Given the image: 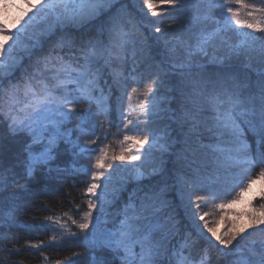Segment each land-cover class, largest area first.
Returning a JSON list of instances; mask_svg holds the SVG:
<instances>
[{
  "label": "snow or ice",
  "instance_id": "6c2138e0",
  "mask_svg": "<svg viewBox=\"0 0 264 264\" xmlns=\"http://www.w3.org/2000/svg\"><path fill=\"white\" fill-rule=\"evenodd\" d=\"M23 2L35 11L22 27L9 32L0 20V37L10 42L7 46L0 42V124L6 123L10 137L24 134L30 143L25 148L22 176L0 160V190L10 185L27 190L39 184L37 170L52 171L58 142L70 145L73 154H85L88 146L103 137L89 163V180L81 190L86 199L76 205L80 218L64 214L79 231H72L67 222L51 215L45 217L43 226L53 232L51 242L60 244L65 237L82 236L88 243L87 253L73 251L76 259L66 257L56 264H80L84 255L89 256L90 264H212L210 249L216 245L217 255L225 258L226 264H264V239H249L255 234L253 230L264 233V190L262 202L247 214L246 226L238 228L233 222L226 232L218 234L215 225L219 221L205 219L238 203L253 184L264 181V0L259 6L252 0H142V10L155 18L152 31L158 35L152 42L162 46L164 54L156 64L155 78L147 84L136 65L144 53L151 54L150 38L143 30L148 25L131 14L124 0H39V6L31 5L30 0ZM201 3L203 10L193 11L200 9ZM94 21L99 22L97 34L79 43L57 36L65 28ZM177 24L191 35L169 38ZM241 29L246 31H237ZM229 31H237L239 40L230 42L226 38ZM257 42L258 67L250 55L257 51ZM25 59L27 65L23 64ZM129 59L133 83L130 90L125 88L127 108L121 106V123L113 133L108 120L109 98L101 84L105 69H111L114 83L125 81L121 69ZM236 62L243 63L247 71L240 73ZM206 63L215 68L208 71ZM170 72L177 77L172 90L179 107L174 116L183 136L182 147L173 153L178 166L173 188L193 222L197 217L203 222L202 227H195L198 237L207 242L195 255L192 249L197 240L192 232L181 236L175 215L164 211L170 208L164 189L149 190L143 197L130 196L117 210L120 219L114 230L97 235V217L93 215L98 204L104 210L117 199L127 179L147 178L144 164L134 162L151 159L147 175L162 174L172 139L166 129L157 132L148 126L153 117L168 112V99L161 96V88L168 85ZM249 72L256 73L255 82ZM85 102L96 105L95 118L77 110ZM73 119L79 122L83 145L81 137L73 140L72 130L65 127ZM90 119L91 128L87 127ZM97 127L100 133L94 130ZM205 134L210 137L208 143L204 142ZM109 135L117 140L118 151L110 148ZM145 144L148 148L141 151ZM3 151L0 137V157ZM116 161L128 176L109 191L113 173L121 167H114ZM256 168L258 172L253 171ZM108 169L112 172L106 174ZM12 211L5 215L10 217ZM57 228L61 230L59 239ZM205 230L216 245L204 237ZM177 237V244L172 245ZM0 244L4 254L0 264H9L13 255L21 254L15 244L8 247L9 233L0 236ZM49 246L44 240L25 242V249L35 250L34 254L45 259ZM18 264H24L23 260Z\"/></svg>",
  "mask_w": 264,
  "mask_h": 264
},
{
  "label": "trees",
  "instance_id": "16d2710c",
  "mask_svg": "<svg viewBox=\"0 0 264 264\" xmlns=\"http://www.w3.org/2000/svg\"><path fill=\"white\" fill-rule=\"evenodd\" d=\"M139 1L141 0H124V3L128 7L131 14L138 20L142 21L144 24H147L148 27L144 28L145 35L149 36V44H151V54L147 52L141 57L139 63L136 67L139 73H142L143 83L147 84L151 78H155L156 74V64L164 59L162 46L157 45L152 42L153 31L152 24L146 18L145 14H141L138 11ZM252 2L257 3L259 6L260 0H252ZM146 13V12H145ZM170 23V21H165ZM99 22H93L87 30H71L66 29L65 31H58L57 36L65 35L71 40H75L77 43L88 39L91 36L97 34ZM173 36H190L186 29L181 28L178 24L173 25L170 30ZM171 34V33H170ZM56 37H53L55 39ZM48 44L45 45L47 49ZM258 51V50H257ZM255 52V57L257 56L259 61V53ZM253 62V61H252ZM241 63V62H238ZM258 63V62H257ZM28 64V63H27ZM205 67L208 71H212L215 68V65L205 64ZM133 63L129 59L122 66V71L124 72L127 79L122 81L121 84H116L113 82L111 77V69H105L103 81H107L105 84L102 81L101 86L104 88L105 94L108 96V105L111 111L108 114V120L111 121V131L115 132V126L121 123L120 118V108L121 106L127 108V97L123 95L125 88L130 90V87L133 83L131 75ZM242 66L236 64V69L239 72L242 71ZM253 73V72H252ZM251 73V74H252ZM175 72L169 73V83L166 87L161 88V93H165L168 99L167 107L170 105V111L173 114L176 112L179 107L177 101V94L172 90L173 85L176 82ZM78 111L81 113H86L90 117L95 118L96 115V105L89 103H81L78 106ZM161 114L155 116V120L148 127L155 129L156 126L161 122ZM102 118V117H101ZM167 121L168 117H165ZM92 120L88 121L87 127L91 128ZM78 121L73 119L71 122L65 125L67 129L72 130V138L75 140L77 137H81V145H83V137L80 132L77 130ZM168 123V122H166ZM180 127H175L173 131L172 140V149L173 151L168 156V161L165 163L164 171L162 174L150 179L143 181L140 197H143L145 192L149 190L159 191L163 186H166V196L167 199L176 205L175 214L177 220L180 221V224L185 226L186 215L183 210H181L178 204L181 203L179 196L173 188V185L176 182L177 168L176 157L173 154L175 151L179 150L182 147L183 136L178 132ZM97 133L101 132L99 127L94 129ZM178 135V136H177ZM206 135V134H205ZM0 137L3 139L4 151L0 160L4 163L5 166L12 165L18 176L23 175L24 171V160H25V148L28 143H30V138L27 135L21 134L17 137H10L7 132L6 123L0 124ZM103 137L101 136V140ZM101 140L97 141V144L90 145L89 152L85 154H73L72 148L70 145L65 144L63 141L58 142V145L55 149L56 159L52 165V171H49L45 168H40L37 170V177L40 179V183L36 184L29 189H22L19 185L9 186L7 189L0 190V236H3L6 233H9V240L11 244L8 245L10 248L12 244H15L18 248L21 249L20 255H13L9 261V264H18L20 260H23L24 264H56L57 260H64L66 257L76 259L72 257V252H81L87 253L88 243L83 240L82 236L78 238H68L65 237L60 244H55L51 242V235L53 232L44 227L46 223V216H53L54 218H64L68 220L64 215L68 213L75 219L80 218V214L76 209L77 204H81L82 200L86 198L83 197L81 190L85 187V184L89 180L88 168L89 163L94 154V150L97 149V146L101 143ZM249 141L253 144L255 148L254 138L249 134ZM206 143L209 142V139H205ZM108 143L111 149L117 151L118 142L114 136L109 135ZM79 150L77 149V152ZM118 163V162H116ZM116 164L114 163V166ZM111 170V169H110ZM258 172L259 168L253 170ZM123 199H126L124 196ZM99 206V204H98ZM86 209V204L82 205ZM10 209H14L11 212V216L8 217L5 214L9 212ZM93 215L97 217V235L105 230H114L118 225L120 217L115 213V208L107 207L104 210H98L93 212ZM163 217V214H162ZM70 221V220H69ZM71 222V221H70ZM21 225H28L31 227H23ZM188 225V224H187ZM73 226V225H71ZM71 228V227H70ZM75 229V226H73ZM71 228V230L73 231ZM77 232L79 231L76 228ZM186 232H192L193 238L197 240V243L194 245L192 252L197 254L202 247L206 246V241L196 236V233L193 231L192 226H185L181 231L180 235L183 236ZM58 235V234H57ZM60 235H58V239ZM179 237L172 240V245H176ZM37 240H44L50 243V246L45 250V256L41 257L38 253L34 254L35 250L25 249V242ZM212 245H216L211 242ZM0 247H3L0 244ZM211 248L210 252L212 255V264H226V259L219 257L217 255L216 249ZM109 259L112 258L111 253H103ZM99 255V253H97ZM4 259V254L0 253V260ZM80 264H90V258L88 255H84L79 258ZM116 264H119L117 261Z\"/></svg>",
  "mask_w": 264,
  "mask_h": 264
},
{
  "label": "rangeland",
  "instance_id": "374dc122",
  "mask_svg": "<svg viewBox=\"0 0 264 264\" xmlns=\"http://www.w3.org/2000/svg\"><path fill=\"white\" fill-rule=\"evenodd\" d=\"M30 3H31V5L39 6V0H30ZM138 3H139L138 11L141 14H145L146 10H142V0L139 1ZM203 7H204V5H203V3H201L200 9H195L194 8L193 11H202ZM34 11H35V8L30 10L29 4L28 3H24L23 0H0V20L3 21V23L6 25V28H7V30L9 32L16 31V30H18L19 27H22L23 24L28 20V17L31 16ZM26 13H27V15H25ZM147 17H148V20L150 22L155 19V18H152V17H149V16L146 15V18ZM94 22H96V21H94ZM92 23L85 24V25L79 26V27H68V28L63 29L62 31H65L66 29H71V30H77L78 29L79 31L87 30V28L90 27L92 25ZM42 26L43 25H40L38 27H42ZM62 31H60V32H62ZM193 31H195V29ZM237 31H246V30L241 29V30H237ZM237 31H229L227 33V37L226 38L230 42L238 41L239 40V36L237 34ZM170 33H169V36L174 35V34H172V32H170ZM153 35L155 36V35H158V34L153 33ZM255 35L260 36L261 34L260 33H255ZM51 39H53V37ZM0 42H5L3 37H0ZM8 43H10V42H5V46H7ZM47 44L48 43L45 42L44 47ZM259 48H260V43L257 42L256 49L259 50ZM255 52L256 51L252 52L250 55H251V59L253 61L252 62L253 65L258 67V63H257L258 62V59H257L258 57L257 56L255 57V54H253ZM257 52L259 53V51H257ZM242 60H243V58H242ZM27 63H29V61L27 59H25L23 61V64L27 65ZM236 64H239L240 66H242V68H241L242 71H247L244 68L243 63L236 62ZM210 65H212V64H210ZM19 71L20 70L18 69L17 73H16L17 76L19 75ZM240 73H242V72H240ZM251 73L252 72H249V76H250L251 80L253 82H255L256 73L255 72H253L252 74ZM161 96L162 97H166V94L165 93H161ZM133 103H135V101H133ZM167 109H168L167 114L161 113V116H160L161 122L158 124V126L155 127L154 130L159 132V131H161L163 129H166L168 135L174 141V139H173V131L175 130L174 128L175 127L178 128V127H180V125L176 122L174 114L172 112H169L170 111V105L167 107ZM165 117H168L169 121H167ZM154 120H155V117H153V121ZM166 122H168V123H166ZM178 132L180 133V135H182L181 128H179ZM205 139H210V137H208V135L206 134V138ZM147 148H148V145L145 144V145H143V148L141 149V151H143V150H145ZM118 150H119V144H118V147H117V151ZM172 151H173V149L171 148L170 151H169V154H171ZM133 153H135V149H133ZM169 154L165 157L166 162L169 160L168 159ZM116 162H118V163H116ZM116 162H115L116 165H121L120 161H116ZM134 163H143L144 164V168L142 170L145 171L147 178H145V179H143L141 181H136L134 179H127L125 181V183L123 184L122 189L120 191H122L125 188H127V185H130V184L143 185V181L150 180V179L158 176V175H154V176H148L147 175L149 172H151V166H152V160L151 159L144 160L142 158L141 161H136ZM164 167H165V165H164ZM164 167H163L162 172L164 171ZM111 172H112V170L108 169L106 171V174L111 173ZM127 176H128V173L124 170V166L123 165H121L120 168H117V170L113 173V180H112V182L109 185V191H111L113 186L117 185L122 178H125ZM101 183H103V180L101 181ZM219 186H223V184H221ZM228 186H231V184H229ZM161 188L165 190V193H167L166 192V189H167L166 186H163ZM262 190H264V181H257L255 184L252 185V187L249 189V191L246 192L241 197V199H240V201L238 203L233 204L231 207H226L223 210V212L220 213L219 215H213L211 217H205V219L208 220L210 223L213 220L219 221V223L215 225V228H216V231H217L218 234H223L224 232H226L232 226L233 222L235 223L236 227H238V228L246 226L247 223H248L247 214L251 213L253 211L254 206H257V205H259L262 202L261 201ZM97 191L99 193L100 189H98ZM93 199H95V197H93ZM209 203L211 205V202H209ZM178 205L179 206L181 205V207H179V208L181 210H183L184 214L186 215L185 221H186V223L188 225L185 224V226H189V225L192 226L193 231L196 233V236H198V230L196 229L195 225L199 224L202 227L203 222L200 221L198 217L195 220V222H193L191 216L188 215V213H187V210H186V208L184 206V203L181 202ZM175 208H176V205L174 203L170 202V208L169 209H165L164 211L165 212H169L170 211L176 217ZM213 211L216 212V213L220 212V210H218V209H214ZM223 219L228 221V223H229L228 226L225 225V223H223ZM177 221L179 222L180 233H181V231L183 230V228L185 226L180 224L179 220H177ZM253 232L255 234L249 237L250 240L259 241L261 239H264V233H260L259 230H253ZM203 235H204V237H208V239L211 240L212 243L216 244V241L210 237V234L207 233L206 230L204 231ZM248 235H249L248 233H245V236H248ZM246 243H247V241H246Z\"/></svg>",
  "mask_w": 264,
  "mask_h": 264
},
{
  "label": "bare ground",
  "instance_id": "6f19581e",
  "mask_svg": "<svg viewBox=\"0 0 264 264\" xmlns=\"http://www.w3.org/2000/svg\"><path fill=\"white\" fill-rule=\"evenodd\" d=\"M223 223H225V225H227V226L229 224L228 221L227 220H224V219H223Z\"/></svg>",
  "mask_w": 264,
  "mask_h": 264
}]
</instances>
